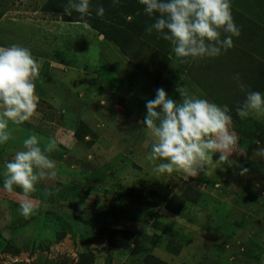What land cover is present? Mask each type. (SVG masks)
Masks as SVG:
<instances>
[{
	"label": "rangeland",
	"instance_id": "obj_1",
	"mask_svg": "<svg viewBox=\"0 0 264 264\" xmlns=\"http://www.w3.org/2000/svg\"><path fill=\"white\" fill-rule=\"evenodd\" d=\"M91 5V17L126 29L136 48L125 54L100 39L90 25L84 29L77 13L65 14L69 0H0V12L5 11L0 46L28 47L40 64L39 115L22 126L10 125L13 138L0 146V264H78L85 253L92 254L93 264H264V146L245 135L255 123L264 125V118L249 116L251 122L231 125L239 141L230 159L249 169L246 176L239 175L236 165L217 170L210 165L207 175L196 177L157 174L147 159L152 141L143 125L146 101L154 99L159 88L176 101L182 99V87L230 106L244 93L234 77L239 74L246 84L260 56L245 57L247 70L235 53L230 62L223 53L210 71L206 58L181 69L170 42L146 31L154 20L146 18L139 0H120L118 5L91 0ZM232 5L264 24V0H232ZM98 6L105 9L103 17L95 14ZM233 16L247 31L253 27ZM257 33L256 41L264 46V31ZM252 44L245 41L243 51ZM153 50L169 58L157 85L149 76L158 71L162 58ZM240 60L244 67L235 71L234 61ZM220 89H227L224 102ZM33 134L42 147L56 141L50 158L58 176L37 184L28 197L34 213L25 218L19 211L25 200L22 189L2 190L3 165ZM75 184L78 189L71 196ZM59 194L65 197L56 209L52 203ZM181 202L184 211L172 215L168 206ZM59 218L64 222L60 226ZM61 226L67 235L56 242L55 231ZM166 226L179 234L163 235L157 243L153 235ZM7 245L19 253H4Z\"/></svg>",
	"mask_w": 264,
	"mask_h": 264
},
{
	"label": "clouds",
	"instance_id": "obj_2",
	"mask_svg": "<svg viewBox=\"0 0 264 264\" xmlns=\"http://www.w3.org/2000/svg\"><path fill=\"white\" fill-rule=\"evenodd\" d=\"M120 0H113L118 5ZM143 11L154 22L146 28L151 34L170 42L172 50L181 62L216 58L234 47L241 28L234 20L232 0H139ZM78 14L81 26L89 28L92 16L91 0H69L65 14ZM95 14L103 17L105 9L98 6ZM103 39V34L100 35ZM40 64L30 48L20 44L0 46V146L13 137L10 125L22 126L39 115V97L36 80ZM240 90L245 93L236 114L245 119L254 116L264 118V92L251 91L239 74L234 77ZM182 97L176 101L163 88L156 90L154 99L146 101L143 120L147 135L151 138L148 162L157 174L183 173L186 177L207 175L211 167L216 170L227 165L240 167V176L249 169L231 160L239 138L231 125L233 117L227 104L219 105L179 87ZM101 103H107L104 98ZM57 148L55 140L43 147L36 134L23 141V149L3 165L2 190L12 193L22 189L25 200L20 204V214L25 218L34 213V205L28 199L37 191L43 178L58 176L56 162L50 154ZM218 159L213 160L214 154ZM159 161V163H157Z\"/></svg>",
	"mask_w": 264,
	"mask_h": 264
},
{
	"label": "trees",
	"instance_id": "obj_3",
	"mask_svg": "<svg viewBox=\"0 0 264 264\" xmlns=\"http://www.w3.org/2000/svg\"><path fill=\"white\" fill-rule=\"evenodd\" d=\"M7 6L8 5H6L5 7H7ZM4 12L5 11H3L2 13L0 12V18L3 16ZM232 12L235 13L236 16L241 17L242 20L246 19L247 21H249L253 25V27L251 29H255L256 33L253 30H251V29H249L247 31V28H245L244 26L239 25L237 23V21L235 20L236 24L238 26H240V28H241V35L239 37L240 40H239V38H234V43L235 42L238 43V47L235 48V46H234L233 49L231 48L230 51H227L225 53V58L226 59L228 58V60L230 62V57H231L232 53L239 54L238 55L239 58H242L243 61H244L245 57L251 56L250 55L251 53H255L258 56H260L261 59H255V61H253L255 63L254 69H253V74H251V73L247 74L248 76L245 79V83L247 84L248 89L251 90V91L264 92V46L262 44L259 45V42L256 41L257 36H258L257 32L259 30L264 31V28H262V26H260V24H258L256 22L246 18L245 16H243V14H241L240 12H237L233 8H232ZM70 22H73V20H70ZM239 23H241V22H239ZM88 24L93 29L97 30L99 35L103 34V39H105L108 42H112L113 44H115L117 46V48L121 52H123L125 54H129L132 51V49L136 48L135 43L133 42V39H134L133 37L134 36L130 32H128L126 29L120 28V27H118V26H116L114 24H109V23H106V22L99 21V20H97V19H95L93 17H90L88 19ZM249 36H251V37H249ZM246 37H248V38H246ZM252 38H253V40H252ZM245 41H247V42L250 41L253 44L251 46H249V49L246 48L245 51H243L242 45H245ZM139 43L141 44V42H139ZM153 51H155V53L158 54L162 58V61H160L159 65H158V66H160V68H157L158 71L153 73V75L149 76L150 81L154 85H157L159 83L161 77H162V74L164 73L166 64L169 62V58L167 56L159 53L156 50H153ZM221 57H222V55H220L219 57H216V58H212L211 61H210V58H206L207 60H209V62L207 64L208 66H207V70L206 71H210L211 67L213 66L212 63L216 64V61H218L219 58H221ZM242 60H240L239 62L238 61L237 62L234 61V65H237V68L236 67L234 68V69H236L235 71H238V67L240 66ZM155 62L156 61H153L152 63L155 65L157 63V62L156 63ZM244 63H245V67L244 66H240V67L241 68L244 67L245 70H247L246 69V65L248 63H250V62H245L244 61ZM225 64H227V63L225 62ZM217 65L218 64H216V66ZM197 82L200 85V81H197ZM209 82H210V80L208 81V83ZM219 92L222 93L223 102H224V100H225L224 97L226 96L227 89H225V91L220 89ZM244 99H245V93H241V95H239L238 99H235L234 101L232 100V103L229 106L230 109H231L230 114L233 117L232 125H234V126L239 125L241 122H251L248 118L241 119L236 114V108L238 106L242 105ZM223 102L221 104H224ZM80 123H81V125H83L82 124L83 122H80ZM245 135H246V139L249 138V140H251L253 143H255V145H257L258 143H261L260 146H264V125H261L260 123L259 124L255 123L254 127L250 128V129L248 128V132H246ZM78 185H79V183H78ZM78 185L75 184V185L71 186V188L69 189V195L73 196L74 193H76V191L78 189L77 188ZM15 190H17V189H15ZM64 197L65 196L62 197V195L59 194L58 195V199H57L58 201H56L55 204L52 203V205L57 209L58 202L59 203L62 202ZM182 209H183V202H181L179 205H177L174 208L168 206V211L172 215H175V216H179L184 211V209H183V211H182ZM13 210H14V208H13ZM261 210H262V208H261ZM261 210H257L256 212L260 213ZM17 220H19V218ZM59 220H60V222H59V226H60V224H63L64 222L62 221L61 218H59ZM18 223L21 225L20 222H18ZM152 224L154 226L158 225L157 220L155 219L154 223H152ZM158 229H159V233L160 234L159 235H157V234L153 235L157 239V243H160V240L163 237V235H167V234L169 235L170 234L172 237H177L176 234H179V232H177L175 230H172V229H170L167 226L165 228L164 227H159ZM55 232H56L55 233V237H56L55 241L56 242L62 241L67 235V231L64 230L63 226H61V230L57 229ZM1 239H3L2 235H1ZM111 239L112 238H110V240ZM2 251L4 253L5 252H12L13 255H17L19 253L18 250L12 251V249L8 245L5 246ZM78 264H93V256H92V254H90V253L81 254V257H80V260H79ZM157 264H159V263H157Z\"/></svg>",
	"mask_w": 264,
	"mask_h": 264
},
{
	"label": "crops",
	"instance_id": "obj_4",
	"mask_svg": "<svg viewBox=\"0 0 264 264\" xmlns=\"http://www.w3.org/2000/svg\"><path fill=\"white\" fill-rule=\"evenodd\" d=\"M143 7H144V6H143ZM143 7H142V8H143ZM232 8H233L234 10L237 11V9L233 7V5H232ZM237 12H239V11H237ZM144 14H145V13H144ZM241 14H242V13H241ZM243 16H244V15H243ZM245 17L248 18V19H251V18H249V17H247V16H245ZM146 18H147V19H151V17H149L148 15L146 16ZM252 21H253V20H252ZM257 21H258V22H256V23H258V24H260V25H264V24L261 23V20H260V19H258ZM171 54H172V53H171ZM190 61H191V62H190ZM192 62H193V60L189 58V62H186V63H185L186 65H184V62H181V60H180V63H179L180 68H181V69L189 68V67L191 66Z\"/></svg>",
	"mask_w": 264,
	"mask_h": 264
}]
</instances>
